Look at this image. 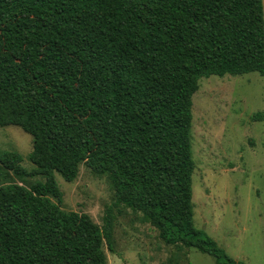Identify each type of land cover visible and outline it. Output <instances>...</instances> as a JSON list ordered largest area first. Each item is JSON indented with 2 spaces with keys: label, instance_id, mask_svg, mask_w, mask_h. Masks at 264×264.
<instances>
[{
  "label": "trees",
  "instance_id": "obj_1",
  "mask_svg": "<svg viewBox=\"0 0 264 264\" xmlns=\"http://www.w3.org/2000/svg\"><path fill=\"white\" fill-rule=\"evenodd\" d=\"M250 73L262 0H0V128L31 136L34 166L0 156V180L22 183L0 184V264H107L111 208L102 228L61 209L54 174L72 183L81 165L166 245L244 264L194 227L190 138L199 81Z\"/></svg>",
  "mask_w": 264,
  "mask_h": 264
},
{
  "label": "rangeland",
  "instance_id": "obj_2",
  "mask_svg": "<svg viewBox=\"0 0 264 264\" xmlns=\"http://www.w3.org/2000/svg\"><path fill=\"white\" fill-rule=\"evenodd\" d=\"M262 5L264 13V0ZM259 113H264V74L203 78L192 97L194 227L244 264H264V119H253ZM31 151L32 138L21 128H0V156L18 153L29 172L34 169ZM54 177L62 210L86 214L102 228L105 211L111 208L115 254L104 246L107 264H215L213 257L196 249L166 245L141 213L114 206L107 176L81 165L72 183L59 174ZM35 181L43 178L23 184ZM6 182L22 184L12 174L0 180Z\"/></svg>",
  "mask_w": 264,
  "mask_h": 264
}]
</instances>
